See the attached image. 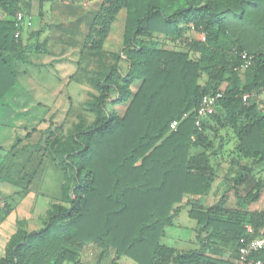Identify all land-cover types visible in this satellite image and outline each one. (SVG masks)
<instances>
[{
  "label": "trees",
  "instance_id": "16d2710c",
  "mask_svg": "<svg viewBox=\"0 0 264 264\" xmlns=\"http://www.w3.org/2000/svg\"><path fill=\"white\" fill-rule=\"evenodd\" d=\"M33 1L41 11L49 0H0V107L16 85L15 65H30L28 52L46 50V41L25 45L21 35ZM72 1L86 2L94 11L81 55L96 58L99 66L105 54L114 62L89 80L96 92L86 106L93 121L85 125L79 118L68 137L61 128L48 129L44 151L61 173L60 201L49 206L39 230L26 231L25 222L17 221L0 264H81L77 251L89 244L102 250L95 264H101L107 249L114 251L111 264L124 257L135 264H231L240 239L250 236L243 216L236 221L217 218L222 212L229 215L217 205L205 210L195 203L187 210L200 227L197 249L177 250L160 239L185 206L184 198L210 191L213 159L223 145L218 139L221 144L214 148L219 128L231 130L235 151L251 160L239 167L235 186L247 180L244 171L264 164V0ZM18 11L24 19L15 39ZM120 12L124 22L119 51L106 53L105 41ZM190 25L199 38L184 37ZM166 42L185 43L186 49H168ZM234 50L252 57L247 69L241 68ZM79 79L75 74L69 80ZM218 90L223 96L210 115L216 125L209 133L202 121L199 131L194 112L205 96ZM109 102L125 106L123 114L107 111ZM172 121H179L176 130H170ZM27 156L29 161L32 156ZM41 156L29 161L31 170L17 173L22 176L12 177L6 170L0 179L28 191ZM260 188L264 183L259 181L246 201L256 200ZM9 210L5 207L4 214ZM245 217L257 235L264 213ZM213 241L229 245L233 260L207 253ZM252 257L264 264V251Z\"/></svg>",
  "mask_w": 264,
  "mask_h": 264
},
{
  "label": "crops",
  "instance_id": "0c3cea01",
  "mask_svg": "<svg viewBox=\"0 0 264 264\" xmlns=\"http://www.w3.org/2000/svg\"><path fill=\"white\" fill-rule=\"evenodd\" d=\"M39 12L42 13L41 17H39ZM91 12H94L93 9L88 7L85 2L77 3L72 0H63V1L49 0L42 5L41 11L38 4H37V9H34L32 7L31 17L28 22L26 21L27 23H25L23 27V33L21 35L23 37L25 45L31 44V43H27L29 42V40H31V37L34 40L33 44L34 43L39 44L43 41H46L47 43L46 50L44 52L42 53L28 52L27 55L29 60L32 54H38V56H44L47 58L50 57V59L41 60L39 63L30 60L31 61L30 68L33 67L36 68V66L38 65L42 67L52 65L51 67L52 69H55L56 72L57 71L60 72L61 75L58 78L59 83L58 85L56 84L57 85L56 89H54L53 91L54 96L56 97H58V95L64 90H66L67 93L69 94L70 93L69 90L71 89V87L75 85L78 86L79 84L81 86V83H83L82 80L81 82L70 81L69 80L70 74L69 75L65 74L64 73L65 69H61L62 68L61 65L63 62L66 65L67 64L72 65L73 70L71 72L72 74H77V79H79L78 74H80L81 72V68L83 67L82 64L84 65L82 61L85 59L81 55L80 48L84 41L87 21H89ZM120 14H123L122 21L124 22V13L120 12ZM35 18H37L36 25H33V21ZM113 27L114 24L112 25V29L110 31L109 37L106 40L108 44H111L110 40H111V34H113ZM37 31H41L39 35H33V36L31 35L32 32H37ZM190 31L193 35L191 39L199 38V33L196 32L191 25L189 26V30L186 33L187 36L185 34L184 37L189 39L188 33ZM121 33L122 30L120 34ZM166 43L168 44L170 42H166ZM117 45H119L120 47V35L118 36ZM69 50H76L78 51V54L77 52L76 54H74L73 52H69ZM69 55L71 57H68ZM24 65H28V64H24ZM19 67L20 65L17 64L15 65L17 71L16 85L5 95L2 102L3 106L0 107V169H2L3 164L7 159L8 168L5 169V172H7L6 170L11 172L12 177H15L16 176L15 173H18L23 168L24 170L27 169L31 170L32 168L31 165L29 166V163L25 164L26 166L23 167V164L21 162V161H26V163L28 162L27 155L24 160L22 155L16 156L14 153L16 141L19 140L17 137H19L18 134L20 133V129L21 128L25 129L29 127V125L24 126V124L22 123L21 114L24 112V115L26 116L23 117L28 119V122H31L34 119L31 117L28 118L29 115H31L35 111H38L39 109H44V110L47 109V105L44 104V102H38L33 97L30 96L29 90H26V88L24 87L25 82L21 81L23 84L20 83ZM26 71L29 72L28 70ZM27 72H25L24 74L25 76L28 75ZM24 75L23 77H25ZM41 84L42 82L40 81L37 82L38 88ZM39 95L41 97H44V94H42L41 91H39ZM7 102H9V105H6ZM47 110L49 111V107ZM24 145H27V143L23 142V146ZM18 146L20 147L19 149L20 151L22 149L21 143ZM11 151H12L11 154L12 157L8 160V156H10ZM19 158H21L22 160L19 161ZM230 158L231 157L229 158L226 157V159H224L226 163L222 164L225 168L223 170H225V172H227L228 174L227 179L229 183L231 182L232 177H234L235 175L238 176L240 174L239 167H238L239 171L238 169L235 170L229 169L228 163ZM31 161H34V163L37 162L35 161V157ZM259 167H254L252 170L243 172L247 175V180L239 184L240 185L239 187L243 188L244 191L242 192L243 195L239 193L235 195L233 188L231 190L227 188L225 191V195H226L225 200L227 202H229V200H233L232 202L234 204V208L237 207L238 214L243 216L244 218L243 226L245 231H246V227L250 226L248 222V217H245L247 213H260V212L264 213V188H260L258 192V198L256 200L247 202L249 200L248 193L250 192L251 189H254L255 191L256 183L259 181L264 183V171L260 173ZM48 169L51 172L49 174L52 176L54 182L51 183L50 181L47 184H45V188L46 190H48L46 192L40 190V187L38 185L43 184L42 183L43 179L49 177L48 175L45 174V171ZM37 172L38 175L33 178L32 185L29 186L28 191H26L23 185H21L20 183L12 184L3 178L0 179V257L3 256L4 248L8 240L16 232L17 221L25 222L26 231L39 230L42 228V225L44 223L43 220H45L43 217L44 213L48 210L51 204L57 203L60 200L61 178H62L61 173L53 166V164L49 165L48 163L46 165L42 163L40 167L37 169ZM40 176H43L44 178H42V180H38ZM51 176L49 178H51ZM236 177H234V179ZM50 188H52V190H50ZM185 199L187 200L186 204L184 203V205L186 206L188 204L190 205L193 203L194 204L199 203L201 197H194V199L189 197ZM5 207H8L10 209L9 211H7L6 214H4L3 212ZM247 237H244V239L249 238ZM164 238H168V237L164 235ZM161 239H163V237ZM161 239H160V243H161ZM195 241H196V236H195ZM184 243H187V241H185ZM194 244L195 243L193 244L190 243L188 246H190L191 248H186L182 250L197 249L199 247V243L197 247L192 248V245ZM83 248L77 251L78 255L81 254ZM207 253L211 254V251L209 250V252ZM218 256L227 258L219 254ZM99 257L100 255L98 256V258ZM78 258L80 260L79 256ZM230 260H233V258L231 257Z\"/></svg>",
  "mask_w": 264,
  "mask_h": 264
},
{
  "label": "rangeland",
  "instance_id": "374dc122",
  "mask_svg": "<svg viewBox=\"0 0 264 264\" xmlns=\"http://www.w3.org/2000/svg\"><path fill=\"white\" fill-rule=\"evenodd\" d=\"M37 4H38L37 1L32 2V6L34 9H37ZM122 18H123V14H119V16L116 19L117 21L114 23L113 34H111V40H110L111 44H108L107 41H105L103 50L106 53H114V52L119 51V45H117V41H118V36L120 35V32L122 30V25H123ZM36 21H37V18L34 19L33 25H36ZM86 30H87V27H86ZM188 35H189L188 36L189 39H191V37L193 36L191 31L188 33ZM33 41L34 40L31 37V40H29V42L27 43H31V45H33ZM167 48L175 49V50H185L186 49L185 43H172V42L167 44ZM69 52H73L74 54H76L77 52L78 54V51L76 50H69ZM70 55L68 57H71ZM105 55L101 59L103 64H100V66L99 64L97 65L96 58H89V59L85 58L82 61L84 65L82 64L83 67L81 68V72L80 74H78V77L80 78V80L83 81V83H81V86L80 84L79 85L77 84L78 86L75 85L71 87V89L69 90L70 91L69 94L67 93L66 90H64L58 95V97L54 96L53 91L54 89H56V86L59 83L58 78L60 77L61 74L58 71L56 72L55 69H52L51 68L52 65H49L46 67H42L38 65L36 66V68L35 67L30 68L29 64L20 65L19 67L20 83L25 82L24 87L26 88V90H29L30 96L33 97L38 102H44V104L47 105V109L49 107V111L47 109L45 110L39 109L38 111L33 112L31 115L28 114L29 115L28 118L31 117L34 119L31 122H28V119L23 117V116H26L24 115V112L21 114L23 117V118L21 117L22 123L24 124V126L29 125V127L25 129L21 128L20 133L18 132L19 137L17 138L19 140L16 141L15 152H14L16 156L22 155L23 159L25 160L26 155L30 154L32 156L31 158H29V161H30L33 159V157H35V155L38 157L39 154L40 155L42 154L41 156V159L43 161L42 163H44V165H46L47 163L51 165L52 163L48 159L47 152L44 151L45 149L44 142L48 137V132H47L48 129H50V131H54L57 128H61L64 132L63 134L64 137H68L73 127L78 123L79 118L83 119V122L85 125H89L93 121L94 116L91 113H89L86 106H87V103L91 101L92 94H96V92L92 89L89 83L90 82L89 80L93 77H96L93 73H96L99 70V68L101 71L103 68L106 69V67L109 66V64L114 62V59L111 55L110 56H107V55L105 56ZM191 58L197 59L196 56H191ZM47 59H50V57L47 58L44 56H38V54H32V56L30 57L31 61L37 62V63H39L41 60H47ZM122 65L124 69L126 65L123 63ZM61 67H62L61 69H65V72H64L65 74H68V75L70 74L69 79L75 76V74H72L71 72L73 70L72 65H68V64L66 65L63 62ZM26 70H28L29 72H27ZM25 72H27L28 74L27 76L24 75ZM23 75L25 77H23ZM76 77H77V74H76ZM38 81L42 82L39 88L37 86ZM39 91H41L42 94H44V97H41L39 95ZM113 97H115L114 91L111 92V99ZM6 105H9V102H7ZM107 111H114L121 115L125 111V106H120V105L114 106L112 105V102H109L107 104ZM203 122L204 124H206V129H207L206 131L209 133L211 132L210 128H213L216 125L213 121L210 120V116H207L203 120ZM34 131H36V133ZM218 133H219V138L215 139L216 142H215L214 148L216 149L217 147H219L221 143H223V145H222L221 150L219 149L217 151L218 153L217 156L214 157L213 159V163L216 167L214 180H213V183L211 184L210 191L205 196L201 197L200 202L196 204L202 206V208H204L205 210L214 205H217L219 208L222 207V209L224 211L226 210L229 213V215H226L222 212L220 214H215L216 217L224 219V220L228 219V220L236 221V219L241 218L242 215L238 214L237 207L234 208V204L232 202L233 200H229V202L225 200V196H226L225 191L227 188H229V190L233 188L235 195H237L238 193L243 195L242 192L244 191L242 187H239L240 185H237V186L234 185L233 179L237 175L231 178L230 183L228 182V179H227L228 174L227 172H225V170H223L225 168L222 164L226 163L224 160L226 159V157L227 158L231 157L228 163L229 169L235 170V169H238V167L242 165H250L251 160L241 157L235 151L236 141H235L234 135L231 132V130L226 129V128H223V129L219 128ZM218 139L221 141V143L218 141ZM23 142L27 143V145L23 146ZM20 143H21L22 149L19 151L20 147L18 145ZM11 154H12V151L10 152V156H8V160L12 157ZM21 160L22 159L19 158V161ZM29 161L27 163L26 161H21V162L24 165V164H28ZM35 161H37L36 158H35ZM6 168H8L7 159L5 160L3 164V167L0 172V176L7 174V172H5ZM259 170H260V173L264 171V164L259 167ZM49 173H51L49 169L45 171V174L50 177L51 175ZM15 174H16V177L23 175L22 173H20L19 175L17 173ZM49 177H47L46 179H43V182H42L43 184L38 185L40 187V190L46 191V192L48 191L45 188V184H47L50 181L51 183L54 182L52 176L51 178ZM25 178H19V179L20 180L23 179L25 181ZM42 178L44 177L40 176L38 180H42ZM50 190H52V188H50ZM223 197H224L223 201H220ZM186 198H189V197H186ZM190 198L194 199V197H190ZM186 201L187 200L184 198L182 205H184V203L186 204ZM190 205H194V203ZM190 205L188 204L186 206H183L178 216H176L173 219V226L166 227L165 236H167L168 238H164L163 236V239H161V243L167 246L173 247L177 250L191 248L190 246H188L190 243L192 244L195 243L194 245H192V248L198 246V242H196L197 238L195 241V236H197V230H199L200 227L198 225L196 226L195 221L188 218L187 210L189 209ZM45 213L43 215L44 219L46 217ZM242 222H244V219H242ZM202 236L204 235L202 234ZM185 241H187V243H184ZM212 244L214 245L212 246L213 250L212 249L210 250L211 254L213 255L219 254L225 257L233 256L232 249L229 247V245H222V244L220 245V243L216 244L214 241ZM101 253H102V250L97 248L94 244L86 245L81 251V254L79 255L80 263L81 264H95L97 262L98 256ZM102 257H101L102 264H111L113 260L112 258H114V251L111 249H107L103 252ZM117 264H135V263L132 262L130 259L124 257V258H121L117 262Z\"/></svg>",
  "mask_w": 264,
  "mask_h": 264
},
{
  "label": "built area",
  "instance_id": "2783aa9c",
  "mask_svg": "<svg viewBox=\"0 0 264 264\" xmlns=\"http://www.w3.org/2000/svg\"><path fill=\"white\" fill-rule=\"evenodd\" d=\"M23 13L21 11L16 12L15 14V28L16 33L14 34V38L18 39L20 36L19 30L22 27L23 23ZM204 41V37L201 38ZM235 54L242 60V69H247L252 62V57L248 56L244 52H239L234 50ZM223 96V91L218 90L217 92L205 96L202 101L200 102L199 106L196 108L194 115L195 127L200 131L202 121L211 114L214 113L215 107L218 104L219 100ZM248 99V95H244L242 100L245 102ZM187 118V114L183 115L182 120ZM179 125V121H172L170 124V130H176L177 126ZM246 233L250 236L248 239L241 238L240 239V246L238 247V251L236 256L231 264H263L262 261L253 259V255L264 251V224L262 228L258 231L257 235H255L251 226L246 227Z\"/></svg>",
  "mask_w": 264,
  "mask_h": 264
}]
</instances>
